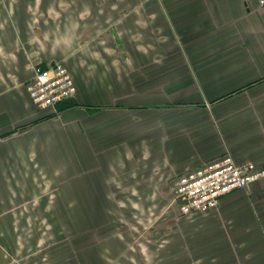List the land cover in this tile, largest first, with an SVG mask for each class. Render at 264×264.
Listing matches in <instances>:
<instances>
[{"label":"crops","instance_id":"crops-1","mask_svg":"<svg viewBox=\"0 0 264 264\" xmlns=\"http://www.w3.org/2000/svg\"><path fill=\"white\" fill-rule=\"evenodd\" d=\"M57 61L76 93L40 108ZM226 153L264 165L258 0H0V264H264V177L181 211Z\"/></svg>","mask_w":264,"mask_h":264},{"label":"built area","instance_id":"built-area-1","mask_svg":"<svg viewBox=\"0 0 264 264\" xmlns=\"http://www.w3.org/2000/svg\"><path fill=\"white\" fill-rule=\"evenodd\" d=\"M258 4L264 11V0H258ZM26 88L33 103L40 108L55 107L73 97L77 90L68 67L59 61L46 68L37 67ZM262 177L264 165L237 163L226 153L216 161L180 175L175 192L181 200L183 214L207 211L217 207L223 195L245 189Z\"/></svg>","mask_w":264,"mask_h":264},{"label":"trees","instance_id":"trees-1","mask_svg":"<svg viewBox=\"0 0 264 264\" xmlns=\"http://www.w3.org/2000/svg\"><path fill=\"white\" fill-rule=\"evenodd\" d=\"M64 102H66V101H64ZM61 103H63V102H61Z\"/></svg>","mask_w":264,"mask_h":264}]
</instances>
